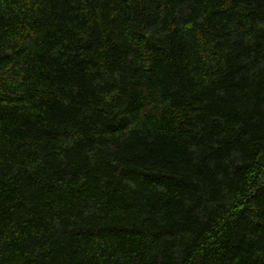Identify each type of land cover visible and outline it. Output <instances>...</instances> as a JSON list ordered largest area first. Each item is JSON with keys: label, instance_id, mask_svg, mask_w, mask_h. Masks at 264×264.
<instances>
[{"label": "trees", "instance_id": "obj_1", "mask_svg": "<svg viewBox=\"0 0 264 264\" xmlns=\"http://www.w3.org/2000/svg\"><path fill=\"white\" fill-rule=\"evenodd\" d=\"M0 264H264V0H0Z\"/></svg>", "mask_w": 264, "mask_h": 264}]
</instances>
